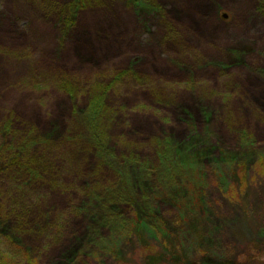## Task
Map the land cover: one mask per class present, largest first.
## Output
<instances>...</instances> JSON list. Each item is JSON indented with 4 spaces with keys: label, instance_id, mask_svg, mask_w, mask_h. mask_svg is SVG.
Listing matches in <instances>:
<instances>
[{
    "label": "rangeland",
    "instance_id": "1",
    "mask_svg": "<svg viewBox=\"0 0 264 264\" xmlns=\"http://www.w3.org/2000/svg\"><path fill=\"white\" fill-rule=\"evenodd\" d=\"M78 3L0 0L13 264H264V0Z\"/></svg>",
    "mask_w": 264,
    "mask_h": 264
},
{
    "label": "trees",
    "instance_id": "2",
    "mask_svg": "<svg viewBox=\"0 0 264 264\" xmlns=\"http://www.w3.org/2000/svg\"><path fill=\"white\" fill-rule=\"evenodd\" d=\"M83 0H78V2H82ZM76 0H75V5L79 4ZM74 5V9L76 8ZM17 154H21L18 150H17ZM20 156V155H18ZM21 159H23L21 157ZM22 161V160H21ZM4 168H6L5 166H3ZM8 167V166H7ZM10 167H13V165L11 164ZM135 187V186H134ZM126 186L122 187V190L120 192L117 191V195L120 197H126L129 198L131 197V195H127V191H126ZM133 200V198L131 197L130 200ZM2 209V205L0 204V211ZM136 213H139V217H140V209L139 207H136ZM103 217H105V215H103ZM103 219V218H102ZM0 220H1V213H0ZM1 222H0V232H2V228H1ZM14 239L12 237L11 234L7 235H1L0 234V264H13L15 262H17V247L15 246V243L13 242ZM23 259L27 260V256L24 254Z\"/></svg>",
    "mask_w": 264,
    "mask_h": 264
},
{
    "label": "water",
    "instance_id": "3",
    "mask_svg": "<svg viewBox=\"0 0 264 264\" xmlns=\"http://www.w3.org/2000/svg\"><path fill=\"white\" fill-rule=\"evenodd\" d=\"M224 18H226V15H223Z\"/></svg>",
    "mask_w": 264,
    "mask_h": 264
}]
</instances>
